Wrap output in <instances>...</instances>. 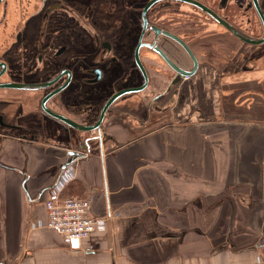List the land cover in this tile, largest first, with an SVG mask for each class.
<instances>
[{
  "label": "crops",
  "instance_id": "1",
  "mask_svg": "<svg viewBox=\"0 0 264 264\" xmlns=\"http://www.w3.org/2000/svg\"><path fill=\"white\" fill-rule=\"evenodd\" d=\"M109 122L103 156L78 160L74 176L48 195H90L92 212L104 218L79 248L47 226V197L37 196L60 165L49 166L47 150L66 144L41 138L26 145V180L22 173L0 172V264H264V169L256 160L264 155V121H247L256 126L239 149L238 124L230 126L232 147L229 141L220 149L205 137L206 125L218 122L175 118L144 130L129 123L130 134L123 121ZM233 122L240 121H223ZM19 145L6 141L10 162ZM238 178L249 191L260 187L256 201L239 205L240 212L230 206L237 201L221 200L222 189L236 186ZM236 220H244L243 232Z\"/></svg>",
  "mask_w": 264,
  "mask_h": 264
},
{
  "label": "flooded vegetation",
  "instance_id": "2",
  "mask_svg": "<svg viewBox=\"0 0 264 264\" xmlns=\"http://www.w3.org/2000/svg\"><path fill=\"white\" fill-rule=\"evenodd\" d=\"M253 53L264 60V0H0V90L7 100L22 96L42 108L49 98L59 114L81 124L105 113L103 136L113 119L123 121L128 134L129 123L144 130L175 119L160 110L170 105V94L179 98L205 67L220 70L221 59L229 64ZM154 112L166 117L157 120ZM73 128L81 138L97 136ZM41 138L0 132L2 176L29 178L25 146ZM13 140L20 141L15 163L4 154ZM101 143L74 158L72 145L48 149L49 166L60 165L37 196L48 197L65 176H74L78 160L94 152L103 156Z\"/></svg>",
  "mask_w": 264,
  "mask_h": 264
},
{
  "label": "water",
  "instance_id": "3",
  "mask_svg": "<svg viewBox=\"0 0 264 264\" xmlns=\"http://www.w3.org/2000/svg\"><path fill=\"white\" fill-rule=\"evenodd\" d=\"M225 61L227 62L226 65H223L225 64L223 62L222 66L220 65V73L218 70H215L214 73L211 74L207 67L202 69L193 79H189L190 82L182 91L179 98L177 97V93L173 95L170 94V105L160 109L161 111H167L169 117L175 115L178 121L218 122L220 125L217 123L214 124L221 127L219 132L212 133L213 130L218 127L217 125H206L209 128L205 129V137L206 142L211 140L215 141L220 149L226 146L227 142L229 144L231 140V133L234 131V128L230 127L232 126L231 124L241 125L237 126L236 129L238 133L237 137H241L239 139L241 141L243 136L248 133L249 127L256 126L249 124L247 121H264V76L261 75L262 70L251 66L244 67V64H249L251 62L248 57H234L233 60H230L229 64L228 60ZM193 73L194 71L184 72V74L188 75ZM11 94L13 98L14 96H18L13 93ZM9 96L6 90H0L1 133L21 134L23 131L30 132L38 136L40 135L44 139H53L59 142V144H66L65 147L67 146V148L72 145L74 149L72 148L69 150V154L72 155L73 158L83 154L81 152L91 153L94 142L98 139L102 142L101 145H103V141L107 142L108 137L106 135L103 136L101 133L105 113L96 117L91 124H81L59 114L51 104L47 103L49 98L44 99L41 108L38 107L34 101L35 99L29 102V99L25 101L23 97L20 96L23 101L11 102L7 100ZM207 112L210 114L207 115ZM153 115L157 120L166 117L162 112H154ZM221 120H237L240 122L223 123L222 121L219 123ZM228 124L230 126H226ZM72 126L77 129H82L83 131L93 132V134L97 136L81 138L78 131ZM232 139L234 140L233 136ZM248 145H250V142ZM237 147L238 149L241 147V144L238 142ZM256 160H259L258 164L264 169V155ZM224 162H229V156L224 157ZM263 174L264 172L262 171V175ZM236 183V186L229 185L222 189L224 193L221 192V200H233L235 199L233 198L234 195L240 194L238 192L240 183L238 180ZM254 185H256V183ZM245 189L246 195L244 198L246 201L243 203L251 204L255 202L254 195H258L256 192L260 191V187L256 185L252 191H249L247 188ZM248 199L250 201H248Z\"/></svg>",
  "mask_w": 264,
  "mask_h": 264
},
{
  "label": "built area",
  "instance_id": "4",
  "mask_svg": "<svg viewBox=\"0 0 264 264\" xmlns=\"http://www.w3.org/2000/svg\"><path fill=\"white\" fill-rule=\"evenodd\" d=\"M44 204L48 212L47 226L66 237L72 248H79L104 219L92 212L90 195L62 197L56 192Z\"/></svg>",
  "mask_w": 264,
  "mask_h": 264
},
{
  "label": "rangeland",
  "instance_id": "5",
  "mask_svg": "<svg viewBox=\"0 0 264 264\" xmlns=\"http://www.w3.org/2000/svg\"><path fill=\"white\" fill-rule=\"evenodd\" d=\"M257 51V50H256ZM256 51H254V52H256ZM248 59H250L251 60V62L249 63V64H244L243 66L244 67H255V68H262L263 66H262V64H263V59L262 58H260L259 56H257V55H255L254 53L253 54H251V55H249L248 56ZM255 60V61H254ZM220 61H223L225 64H223V65H226L227 64V62L226 61H224L223 59H221ZM221 64V66H222V62L220 63ZM220 64H219V66H220ZM241 66V65H240ZM219 69H220V67H219ZM210 70V71H209ZM216 70V69H215ZM214 68L213 69H208V71L209 72H211V74H213L214 73ZM218 72L220 73V70H218ZM207 115L208 114H210L209 112H207L206 113ZM226 126H230L229 124L228 125H226ZM237 129V128H236ZM232 134V133H231ZM238 139H237V142L238 143H240V144H243L244 142H245V140L242 138L241 139V141L239 140L241 137H237ZM232 142H233V139H232V136H231V140H230V144H231V147H232ZM248 143H249V141H248ZM243 174V173H242ZM237 179V178H236ZM243 179H244V177H243ZM232 181V180H231ZM238 181H239V183H240V185L238 186V192L240 193V194H236V195H234V197L233 198H235V199H233L234 201H237L238 202V204L237 205H234L233 203L232 204H230V206L232 207V209H236L238 212H240V206L242 207V208H247V206L249 205V206H251V204L250 203H243L244 201H246V199L244 198L245 197V188H244V185H245V182L243 181V180H241V179H239L238 178ZM226 187H228V186H226ZM222 193H224V191L222 190L221 191ZM230 200V199H229ZM248 201H250L249 199H248ZM240 205V206H239ZM256 206V207H255ZM255 207V210H257L258 208H259V204H256L255 205V203H253V208ZM242 210V209H241ZM237 212V213H238ZM248 222V221H247ZM251 222V221H250ZM236 223H237V230L238 231H244V229H243V223H244V220H236ZM251 225V224H250ZM248 229H249V227H248ZM224 231H225V229H224ZM263 235V234H262Z\"/></svg>",
  "mask_w": 264,
  "mask_h": 264
},
{
  "label": "trees",
  "instance_id": "6",
  "mask_svg": "<svg viewBox=\"0 0 264 264\" xmlns=\"http://www.w3.org/2000/svg\"><path fill=\"white\" fill-rule=\"evenodd\" d=\"M69 185V184H68ZM73 196H79V195H73ZM70 197V196H69Z\"/></svg>",
  "mask_w": 264,
  "mask_h": 264
}]
</instances>
